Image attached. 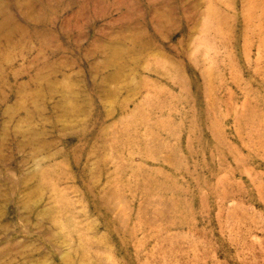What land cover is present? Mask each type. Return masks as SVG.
Returning a JSON list of instances; mask_svg holds the SVG:
<instances>
[{
    "label": "rangeland",
    "instance_id": "obj_1",
    "mask_svg": "<svg viewBox=\"0 0 264 264\" xmlns=\"http://www.w3.org/2000/svg\"><path fill=\"white\" fill-rule=\"evenodd\" d=\"M0 264H264V0H0Z\"/></svg>",
    "mask_w": 264,
    "mask_h": 264
}]
</instances>
